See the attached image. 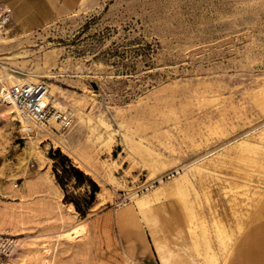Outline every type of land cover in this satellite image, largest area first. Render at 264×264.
I'll return each instance as SVG.
<instances>
[{"label": "rangeland", "instance_id": "rangeland-1", "mask_svg": "<svg viewBox=\"0 0 264 264\" xmlns=\"http://www.w3.org/2000/svg\"><path fill=\"white\" fill-rule=\"evenodd\" d=\"M5 9L0 95L8 71L27 73L71 124L54 116L29 131L0 97V233L19 243L0 264H248V235L264 227V0ZM59 163L100 188L84 216L64 200L84 205L90 188L58 167L63 189ZM173 211L186 216L179 232L158 223Z\"/></svg>", "mask_w": 264, "mask_h": 264}, {"label": "built area", "instance_id": "built-area-1", "mask_svg": "<svg viewBox=\"0 0 264 264\" xmlns=\"http://www.w3.org/2000/svg\"><path fill=\"white\" fill-rule=\"evenodd\" d=\"M10 13V9L2 12L0 15L2 24L9 21ZM3 94L5 100L12 102L33 126L46 124L54 116L61 120L64 127L71 124L70 114L62 113L49 103V87L45 82L14 83L8 89H4ZM32 125L29 126V131H33ZM18 247L19 243L16 238L0 233V260L13 255Z\"/></svg>", "mask_w": 264, "mask_h": 264}, {"label": "bare ground", "instance_id": "bare-ground-1", "mask_svg": "<svg viewBox=\"0 0 264 264\" xmlns=\"http://www.w3.org/2000/svg\"><path fill=\"white\" fill-rule=\"evenodd\" d=\"M7 81L10 82V83H27V84H31V83H29V75L27 73H22V72H19V71H8L7 72ZM0 97L11 108L12 113H16V115L18 117V121L21 123V126L24 127L25 129L29 130V126L32 125L30 123V121L25 119L21 115L20 110L14 104H12V102L5 100L3 93H1ZM38 127H39V131H41V132L45 131V129L43 128L42 125L38 126ZM178 179L179 178L176 177L174 179V182H177ZM58 189H59V191H61L60 187H58ZM157 190H158V188L155 189V191H154L155 195H158V192H156ZM179 193H180L179 194L180 195V199L182 200L184 208H185V210H187V214L188 215L193 214V210H192L193 208H192V206H189V203H188L187 198H186V192L183 191V190H180ZM67 206L70 209L71 208L73 209V207H74L72 204H68ZM152 215H153L152 217H154L155 216V212ZM156 215H157L158 223H159L160 227L164 228L165 230L170 231V232H173V231L174 232H179L180 231L179 229L182 228L183 224H185V222H186V216L182 212H180L178 214V212L173 211V214L169 218H163V219L159 218L160 213H157ZM203 233H205V231ZM196 240L198 241L199 244H206V246L209 248V246H208V243H209L208 236L203 235L201 238L196 239ZM244 255H245L244 251H241V250L239 251L238 250V252L235 253L236 258H235L234 262H238V260L241 261V259H242V257ZM206 261L207 262H218V258H217L216 253L215 252H212V253L208 252L207 256H206Z\"/></svg>", "mask_w": 264, "mask_h": 264}, {"label": "trees", "instance_id": "trees-1", "mask_svg": "<svg viewBox=\"0 0 264 264\" xmlns=\"http://www.w3.org/2000/svg\"><path fill=\"white\" fill-rule=\"evenodd\" d=\"M54 157L60 158L61 160H63V162H65V161L69 162V159L65 156H62L60 151H56ZM58 167H61L62 173L70 175V177L75 180V182L78 186H83V185L87 184L88 187L90 188L89 194L87 195V197L85 199H83L84 205L79 204V202L77 200H75V198H69L68 195L65 197V200H64L66 203L72 204L74 206L75 210L79 214L84 216L87 213V211L91 208L93 203L95 202L96 195L100 190L98 184L91 177L87 176L82 170L75 167L73 164L69 163L67 166L64 163L63 164L59 163V164L55 165L54 172L56 174L58 184L63 189H64V183L61 180L62 176L59 175V173H58Z\"/></svg>", "mask_w": 264, "mask_h": 264}, {"label": "crops", "instance_id": "crops-1", "mask_svg": "<svg viewBox=\"0 0 264 264\" xmlns=\"http://www.w3.org/2000/svg\"><path fill=\"white\" fill-rule=\"evenodd\" d=\"M260 214L264 215V206ZM262 254H264V227L248 235V264H264V262H254L255 255L258 257Z\"/></svg>", "mask_w": 264, "mask_h": 264}]
</instances>
